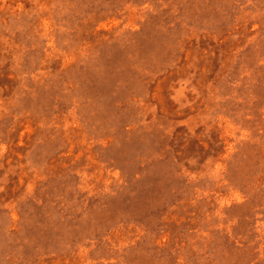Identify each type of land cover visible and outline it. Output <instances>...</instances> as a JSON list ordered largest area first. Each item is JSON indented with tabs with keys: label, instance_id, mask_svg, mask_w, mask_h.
Wrapping results in <instances>:
<instances>
[{
	"label": "rangeland",
	"instance_id": "1",
	"mask_svg": "<svg viewBox=\"0 0 264 264\" xmlns=\"http://www.w3.org/2000/svg\"><path fill=\"white\" fill-rule=\"evenodd\" d=\"M0 264H264V0H0Z\"/></svg>",
	"mask_w": 264,
	"mask_h": 264
}]
</instances>
